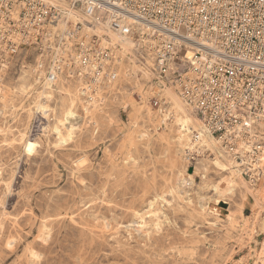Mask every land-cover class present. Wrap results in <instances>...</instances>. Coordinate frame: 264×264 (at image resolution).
Returning <instances> with one entry per match:
<instances>
[{
	"label": "rangeland",
	"instance_id": "rangeland-1",
	"mask_svg": "<svg viewBox=\"0 0 264 264\" xmlns=\"http://www.w3.org/2000/svg\"><path fill=\"white\" fill-rule=\"evenodd\" d=\"M89 31L84 25L81 33ZM112 49L111 61L117 65L104 81L91 85L70 70L61 71L45 88L47 98L39 95L47 61L37 47L22 45L0 70V264H264V147L256 180L242 174L243 181L221 194L215 182L229 170L211 162L210 148L198 149L195 159L187 157L189 163L176 154L175 164L188 163L193 183L185 180L181 194L173 196L169 189L179 179L161 143L152 138L133 145L128 134L173 128L170 104L166 100L165 107L157 108L150 97L157 90L165 97L163 87L177 89L154 79L148 45L138 53L140 62L149 60L138 62L149 68L146 77L133 76L138 68L134 57L120 61ZM78 87L96 97L99 110L94 115L87 111L82 95L72 134L67 137L66 129L58 128L61 137L55 128L65 104L62 96ZM37 101L45 109H37ZM25 141L32 144L29 152ZM199 156L210 162L205 183L194 173ZM234 162L241 172L239 161ZM186 193L190 202L183 198Z\"/></svg>",
	"mask_w": 264,
	"mask_h": 264
},
{
	"label": "built area",
	"instance_id": "built-area-1",
	"mask_svg": "<svg viewBox=\"0 0 264 264\" xmlns=\"http://www.w3.org/2000/svg\"><path fill=\"white\" fill-rule=\"evenodd\" d=\"M64 1L91 24L148 41L154 79L173 85L242 174L256 180L264 147V0ZM64 11L48 0H0V65L26 45L44 56L47 75L70 70L87 84L105 80L117 65L111 45L81 33L80 22L52 31ZM156 93L150 101L165 107Z\"/></svg>",
	"mask_w": 264,
	"mask_h": 264
},
{
	"label": "bare ground",
	"instance_id": "bare-ground-1",
	"mask_svg": "<svg viewBox=\"0 0 264 264\" xmlns=\"http://www.w3.org/2000/svg\"><path fill=\"white\" fill-rule=\"evenodd\" d=\"M50 2L57 3L60 8L64 11L66 9V13L64 11V14L66 15V19L57 21L55 24L52 25L53 29L52 31H56L59 29L64 30L68 27V21L71 23H77L80 22L82 25L81 32L83 30V27L85 25V28L89 31L92 30V32L96 33L97 36L100 38V44L101 46H109V47H115L118 52L120 53L121 59L120 61L126 57V59H129L131 57H134L133 63L134 65L138 66L137 70L134 71L133 76L135 77L137 73H141L142 77H146L150 74L149 68L142 66H139L140 58L138 59V53L140 49H145L147 47L148 41L146 40H134L132 36H125L120 35L118 32L112 30L109 26L107 27L103 23H97L92 22V19H89L87 16H85L82 12V10L79 8H74L73 6L67 5L64 0H48ZM64 7H62L61 5ZM83 21V23H82ZM90 32V31H89ZM127 52H130L132 55H128ZM152 54V53H151ZM149 55V54H147ZM114 56V55H113ZM143 56V55H142ZM153 57V55H152ZM41 60V58H39ZM115 59V58H114ZM123 61V60H122ZM44 62V61H43ZM116 62V61H115ZM149 60L146 58L144 61H141L140 63H143L144 65L148 64ZM138 63V64H137ZM5 63H2L0 70L5 67ZM36 68V67H35ZM40 69V68H39ZM42 69V68H41ZM4 70V69H2ZM36 70V69H35ZM42 71V70H41ZM114 71V70H113ZM26 73V72H25ZM28 73V72H27ZM26 73V74H27ZM116 73V72H115ZM4 74V73H3ZM124 74V73H123ZM41 75V74H40ZM113 75V74H112ZM33 77V75H32ZM35 77V76H34ZM56 77V73L52 72L50 75L44 76V81L42 83V90L40 91L39 95L46 94V87L48 84L52 81L54 82V79ZM79 77V76H78ZM110 77V76H109ZM43 78V77H42ZM63 78V77H62ZM71 78V77H70ZM129 78V77H128ZM31 79V78H30ZM78 79V78H77ZM114 79V77L112 78ZM1 80V79H0ZM64 80V79H63ZM35 81V80H34ZM38 81V80H37ZM82 81V80H81ZM104 81V80H103ZM111 81V80H110ZM32 82V81H31ZM109 82V81H108ZM30 83V82H29ZM79 83V81H78ZM103 83V82H102ZM82 84V83H81ZM137 85V84H136ZM35 86V85H34ZM57 86V85H56ZM65 86V85H64ZM63 86V87H64ZM5 87V86H4ZM22 87V85H21ZM67 87V86H66ZM81 87V86H80ZM83 87V86H82ZM94 87V86H93ZM96 87V86H95ZM161 87V85H160ZM79 88V87H78ZM99 88V87H98ZM164 94L166 97L167 102L170 104L172 110L174 111V116L172 119H174V126L173 128H170L168 132H164L165 128H162L163 132L157 133V129H160L161 127L157 126L154 133H149L145 131H138L135 130L133 133L128 134L129 142L133 145L138 142V140H144L146 142H150L152 138L155 139V141H159L164 149V155L166 157V160L168 162V165L170 166V170L172 174H174L179 180L178 184L174 186L173 188H167L169 189V192L173 196H179L181 194V183L185 180L188 181L189 184L193 183V173L187 172V164L189 163L188 158L190 160L195 159V157L192 156L194 152L198 149L202 148H210L214 154L212 161L213 164L216 166H219L223 169H227L228 176L226 178H222L219 181L215 182V191L217 194H221L223 191H232L233 187L237 182L243 181L242 179V173L240 172V169L237 167L234 162V158L232 155L224 149V147L221 146L220 140L217 139L214 135H212L207 128L204 126L200 118H198L195 115L194 108L188 103L184 101L180 97V95L177 93V91L173 90L169 87H163ZM15 91V89H13ZM37 90V89H36ZM35 90V91H36ZM13 91V92H14ZM38 91V90H37ZM15 93V92H14ZM12 93V94H14ZM19 93V92H18ZM48 93V92H47ZM51 93V92H50ZM11 94V95H12ZM49 93L46 94V98L49 97ZM52 95V94H51ZM82 95H86V99L84 102H86V110L89 111L92 115L98 112V100H95V96L93 94H89L86 92V88H79L75 89L74 92H66L62 96V99H64L65 104L63 105L61 109V114L57 118L56 121V127L55 130L57 131V134L61 136V132L58 130V128H64L66 129V136L69 137L72 134V123L74 120L78 117L76 113V107L78 105V102L82 100ZM61 96V95H60ZM5 97V96H3ZM17 97V96H16ZM57 97V96H56ZM7 98V97H6ZM18 98V97H17ZM98 98V97H97ZM19 99V98H18ZM107 99V98H106ZM101 100V99H100ZM118 100V99H117ZM36 101V100H35ZM148 101V100H147ZM49 102V101H48ZM54 102V101H53ZM101 102V101H100ZM55 103V102H54ZM122 103V102H121ZM82 104V103H81ZM50 105V104H49ZM104 106V104H102ZM45 106L42 101L36 102V108L37 109H45ZM4 107V106H3ZM11 107V105H10ZM54 107V106H53ZM82 107V106H81ZM83 108V107H82ZM162 108V107H160ZM54 109V108H53ZM102 109V108H101ZM104 109V108H103ZM134 108H132L133 110ZM145 109V108H144ZM5 110V109H4ZM39 110V111H40ZM141 110V109H140ZM150 110V109H149ZM6 111V110H5ZM85 111V110H84ZM158 111V110H157ZM2 113V112H1ZM4 113V112H3ZM44 114L45 112L42 111ZM52 113V112H51ZM80 113V112H78ZM107 113V112H106ZM105 113V114H106ZM144 114V112H143ZM142 114V115H143ZM79 115V114H78ZM141 115V114H140ZM110 116V115H109ZM167 116V115H166ZM55 117V116H54ZM100 117V116H99ZM4 118V117H3ZM97 118V117H96ZM171 118V117H170ZM5 119V118H4ZM109 119V118H108ZM156 119V118H155ZM161 119V118H160ZM78 120V119H77ZM85 120V119H84ZM97 120V119H96ZM95 120V121H96ZM141 120V118H140ZM41 121V120H40ZM53 121V120H52ZM80 121V120H79ZM100 121V120H99ZM98 121V122H99ZM39 122V121H38ZM76 122V121H75ZM93 122V121H92ZM134 122V121H133ZM140 122V121H139ZM2 123V122H1ZM0 123V124H1ZM81 123V122H80ZM86 123V122H85ZM149 123V122H148ZM94 124V123H93ZM132 124V123H131ZM150 124V123H149ZM88 125V124H87ZM105 125V124H104ZM139 125V124H138ZM94 126V125H93ZM151 126V125H150ZM10 127V126H9ZM96 127V125H95ZM100 127V126H99ZM102 127V126H101ZM47 128V127H46ZM150 131V130H149ZM53 132V131H52ZM56 133V132H55ZM2 134V133H1ZM4 134V133H3ZM62 137V136H61ZM71 138V137H70ZM6 142V141H5ZM31 142V141H30ZM10 143V142H9ZM143 142H141L142 144ZM12 144V142H11ZM1 145V144H0ZM198 146V147H197ZM24 147L26 151L32 150V144H30L28 141H25ZM197 147V148H195ZM195 148V149H193ZM24 150V151H25ZM210 150V151H211ZM180 155L182 157L181 159H184L185 165H182L180 168L177 167L176 158H174L175 155ZM203 156V155H201ZM199 156L196 158L195 165H194V173H200L201 177L203 179L202 183H205L204 180L205 174L208 170V167L210 165L209 160L206 158H202ZM188 157V158H187ZM164 158V157H163ZM133 167V166H132ZM235 167V168H234ZM14 168V167H13ZM83 168V167H82ZM2 169V168H1ZM169 171V170H168ZM1 172V171H0ZM7 172V169H6ZM14 172V171H13ZM26 172V171H25ZM168 173V172H167ZM27 174V173H26ZM170 174V173H169ZM242 175V176H241ZM171 179V178H170ZM170 179L168 180L170 182ZM9 180V179H8ZM154 180V179H153ZM174 181V180H173ZM1 182V181H0ZM11 182V181H10ZM168 182V184H169ZM172 183V182H171ZM170 183V184H171ZM221 183H224L225 185H221ZM10 184V183H9ZM6 187V185H5ZM205 188L204 185L198 186ZM6 189H8L6 187ZM6 192V191H5ZM11 192V191H10ZM236 192V191H234ZM233 192V193H234ZM184 193V192H183ZM202 194H199V197ZM158 197L163 198L162 194H158ZM184 196V195H183ZM187 202H190V195L186 193V195L183 197ZM179 199V198H178ZM199 200V199H198ZM28 201V200H27ZM202 201V200H201ZM255 201V200H254ZM218 202V201H217ZM152 204V203H151ZM190 204V203H189ZM153 208V207H152ZM88 209V208H87ZM86 209V210H87ZM89 212V211H88ZM92 212V211H90ZM83 213V212H82ZM159 213V212H158ZM84 216V215H83ZM84 219V218H83ZM80 221V220H79ZM210 222V221H209ZM104 224V223H103ZM3 225V223H2ZM214 225V224H213ZM45 226V225H44ZM84 228V227H83ZM82 228V230H83ZM105 228V227H104ZM2 230V229H1ZM44 230V229H43ZM48 231V230H47ZM80 231V230H79ZM43 232V231H42ZM46 232V231H45ZM16 234V233H15ZM129 235V234H127ZM20 239V238H19ZM17 240V239H15ZM14 242V241H12ZM9 243V242H8ZM75 245V244H74ZM89 246V244H88ZM31 248V247H30ZM28 249V248H27ZM32 250V249H31ZM31 250L29 252H31ZM79 255V254H78ZM33 257V255L31 256ZM78 257V256H77ZM34 258V257H33ZM31 259V258H30ZM32 262V261H31Z\"/></svg>",
	"mask_w": 264,
	"mask_h": 264
}]
</instances>
